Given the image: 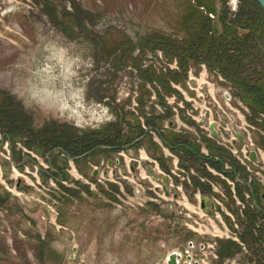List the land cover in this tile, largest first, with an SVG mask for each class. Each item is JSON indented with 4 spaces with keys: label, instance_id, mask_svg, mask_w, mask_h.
I'll list each match as a JSON object with an SVG mask.
<instances>
[{
    "label": "rangeland",
    "instance_id": "rangeland-1",
    "mask_svg": "<svg viewBox=\"0 0 264 264\" xmlns=\"http://www.w3.org/2000/svg\"><path fill=\"white\" fill-rule=\"evenodd\" d=\"M248 2L0 0V111L9 101L36 130L115 125L112 139L120 138L118 150L99 148L73 161L28 147L24 136L7 138L0 124V264H165L172 252L181 254L179 264L187 255L191 264L264 262V224H229L212 200L219 194L192 179L209 173L202 163L156 142L159 132L168 140L186 136L205 153L206 140L216 144L204 135L208 123L232 120L241 127L232 132L264 156L255 144L264 133L216 71L189 62L182 75L177 58L167 61L147 43L156 36L181 42L187 20L198 26L206 17L218 34L220 17L233 19ZM141 70L155 75L144 80ZM222 132L219 142L229 137ZM174 157L178 174H194L190 184L172 176L166 195L162 179ZM229 243L230 255L221 256Z\"/></svg>",
    "mask_w": 264,
    "mask_h": 264
},
{
    "label": "trees",
    "instance_id": "trees-1",
    "mask_svg": "<svg viewBox=\"0 0 264 264\" xmlns=\"http://www.w3.org/2000/svg\"><path fill=\"white\" fill-rule=\"evenodd\" d=\"M246 6L231 20L223 14L220 17L221 31L218 34L213 33L211 20L206 17L198 26L187 20L185 37L181 42L156 36L147 39V43L151 50L160 49L167 61L177 58L182 75L187 71L189 62L204 63L207 69L216 71L231 84L235 90L234 95L248 108L249 123L264 133V11L256 0H249L247 8ZM150 74L155 75L150 70L140 71L144 80H150ZM6 104L10 105L0 111V124L6 129L4 136H24L27 138L25 145H35L43 153L51 154L54 150H59L67 158L78 161L88 158L99 148L119 149L114 146L120 140L119 134L112 139V127L115 125H109V131H80L69 127L59 130L58 125L53 127L55 124L50 129L36 130L27 119L24 120L19 113L16 114L14 105L9 101ZM169 116L168 110L163 117ZM145 124L150 129L156 128V124L148 120ZM141 133L145 134L144 131ZM158 135L171 150L182 152V158L186 156L195 163L207 162L217 171H223L221 157L227 154L209 140L206 142L210 157L202 155L197 146L194 149L191 138L178 136L168 140L161 132ZM255 144L264 151V136L259 135ZM198 184L203 186L199 181ZM230 245L232 244L225 245L226 250L220 252L221 256L230 255L227 250Z\"/></svg>",
    "mask_w": 264,
    "mask_h": 264
},
{
    "label": "built area",
    "instance_id": "built-area-1",
    "mask_svg": "<svg viewBox=\"0 0 264 264\" xmlns=\"http://www.w3.org/2000/svg\"><path fill=\"white\" fill-rule=\"evenodd\" d=\"M172 67L176 68L175 63ZM211 122H209L208 124H210ZM233 123L234 122L230 120L225 127H220L216 123L214 125L220 136L223 133L222 131L228 134L229 137L227 138V140H223L228 145H226L224 142H221L220 144L224 145L225 147L227 146L228 150L236 157L237 161L241 165L242 175L236 174L234 176V179L231 180L227 177L224 172L217 173L206 165V169L210 173L218 175L221 181L228 185L229 192H225V185H223V183H221V185L224 188H221L220 185L215 184L214 182L208 180L205 177L198 175H196V177L201 183L207 181L210 188L214 192H217L219 194L220 198L218 197V201H216L214 197H212V200L219 206V211H222L224 215H227L231 219V222L229 224H264V156L261 150L252 143L249 137H247L246 140L244 138V141L242 140L240 149H236L234 147V142L237 141V137L232 132ZM229 125L231 126V128L229 127ZM234 127H237L239 129L241 128L236 124H234ZM204 129L206 131L207 136L211 137V133L208 127H205ZM152 134L156 136V133L154 131ZM156 142L161 146L162 143L159 136H157ZM251 150H254L256 153V161H252L250 159L249 153ZM223 169L224 171H228L230 170V166L227 163H224ZM177 171H179L178 158L174 157L172 161V169L170 170V174L167 175L169 187H173L172 179L175 176L178 177L181 181H186L188 184H190V176L188 173H190L191 175L194 174L193 170L190 169L189 172L186 173L182 169L181 171L186 174L185 177L178 174ZM256 181H259L262 186L258 190L257 187H255L258 186ZM235 186L240 188V196L237 195ZM180 189V187H177V190ZM197 190V192L199 193V189ZM228 201L233 202L236 207H228ZM205 216L207 215L205 214ZM221 224L226 223L222 221ZM259 243L264 246V242L262 243V241H259ZM261 250L263 252V256L264 249ZM262 264H264V262Z\"/></svg>",
    "mask_w": 264,
    "mask_h": 264
},
{
    "label": "flooded vegetation",
    "instance_id": "flooded-vegetation-1",
    "mask_svg": "<svg viewBox=\"0 0 264 264\" xmlns=\"http://www.w3.org/2000/svg\"><path fill=\"white\" fill-rule=\"evenodd\" d=\"M210 125H213L214 126V131H215V136H213V134H212V131L209 129V126ZM207 127H208V129H209V131H210V133H211V137H209V136H207V134H205L204 133V135L206 136V137H208V138H211V139H213V140H215L216 141V146L217 147H219V148H221L227 155L226 156H223V157H221V163H222V169H223V165H224V163H227L229 166H230V170H228V171H224V169H223V171L222 172H224L226 175H227V177L229 178V179H231V180H233L234 179V176L236 175V174H239V175H242V168H241V165L239 164V162L237 161V159H236V157L228 150V148H227V146L225 147L224 145H221L220 143L221 142H219L217 139L220 137L221 138V136L219 135V133H218V131L216 130V127H215V125L214 124H208L207 125ZM233 127H234V125H233ZM235 135H236V137H237V141H235L234 142V147L236 148V149H240V147H241V144H242V141L241 140H239V138H238V136H237V133H235V132H233ZM206 150V152L205 153H202L201 152V154L202 155H204V156H208V157H210V155H209V152H208V149H207V147L205 148ZM216 159H218L217 158V156L215 157ZM202 165L204 166V168L206 169V165L209 167V168H211V169H213L215 172H217V173H221V171H217L216 169H214V168H212L207 162H203L202 163ZM207 170V169H206ZM208 171V170H207ZM209 172V171H208ZM210 173V172H209ZM209 173H207V172H204V174H200L199 176H202V177H205V178H207V179H209L210 177H212ZM194 178V180H195V178L196 179H198L197 177H192V179ZM193 180V181H194ZM222 183H224V182H222ZM225 184V183H224ZM197 186V184L195 183V187ZM236 187L237 186H235V190H236V193H237V195H239L240 196V188H237L236 189ZM197 189H199L198 187H197ZM229 190V189H228Z\"/></svg>",
    "mask_w": 264,
    "mask_h": 264
},
{
    "label": "water",
    "instance_id": "water-1",
    "mask_svg": "<svg viewBox=\"0 0 264 264\" xmlns=\"http://www.w3.org/2000/svg\"><path fill=\"white\" fill-rule=\"evenodd\" d=\"M256 2L259 4V6L264 11V0H256ZM224 96H225L226 100H229V101L231 100V96H230V94L227 91L225 92ZM209 129L212 131L213 136H215L216 134H215V131H214V126L213 125H210L209 126ZM237 136H238L239 140L242 141V137L239 136L238 134H237ZM249 156H250V159L252 161H256L257 160L256 153H255L254 150H251L250 151ZM162 182L164 184L163 191L165 192L166 195H169V191H168V189L166 187V184L168 183V180L165 179V178H163L162 179ZM201 207L202 208L205 207V201L204 200L201 201ZM181 258H182V256H181L180 253H178V252H172V253H170L167 256L165 264H179ZM192 260H193L192 257L190 255H187L185 262H186V264H191Z\"/></svg>",
    "mask_w": 264,
    "mask_h": 264
}]
</instances>
